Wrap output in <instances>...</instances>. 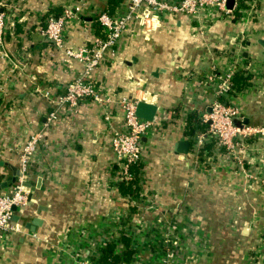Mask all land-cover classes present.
Instances as JSON below:
<instances>
[{"label":"crops","instance_id":"0c3cea01","mask_svg":"<svg viewBox=\"0 0 264 264\" xmlns=\"http://www.w3.org/2000/svg\"><path fill=\"white\" fill-rule=\"evenodd\" d=\"M128 1L0 0V180L11 166L20 169L31 134L44 133L28 164L26 203L13 215L20 230L0 243V264H81L105 242L114 217L127 218L125 261L158 264L159 241L181 231L187 264H264V142L248 143L244 155L254 180L215 144L205 145L207 159H192L194 133L186 124L218 99L235 105L243 123L264 126V0H236L235 7L233 0L231 8L225 3L229 13L204 9L198 20L169 14L150 31L131 23L92 74L107 100L81 99L47 119L54 107L45 92H63L83 69L46 39L48 17L69 8L65 46L90 47L101 34L99 13L120 15ZM235 62L230 91L219 97L206 75L226 73ZM140 100L156 106L155 129L142 137L149 186L139 188L135 178L137 192L125 194L111 138L123 124V103ZM183 139L189 147L178 154Z\"/></svg>","mask_w":264,"mask_h":264},{"label":"built area","instance_id":"2783aa9c","mask_svg":"<svg viewBox=\"0 0 264 264\" xmlns=\"http://www.w3.org/2000/svg\"><path fill=\"white\" fill-rule=\"evenodd\" d=\"M227 0H129L124 13L114 16L108 11L99 13L97 17L100 26V35L97 36L93 44L78 48H69L65 46L63 38V29L66 19L71 16V10L65 8L59 15H51L48 17L44 28V35L52 45L56 48L63 49L65 54L78 61L83 66L82 72L73 78L65 86V90L51 97L48 92H45L47 98H50L51 104L54 107L49 112L47 119L54 121L58 115V109L61 106L67 105L69 109L76 107L81 99L91 98L102 102L107 98L100 96V91L92 81L93 71L104 60L107 54L112 56L117 41L123 31L131 25L137 23L143 26V31H150L160 27L169 14H180L188 18L198 20L200 13L204 9H216L220 13H229L231 10L225 8ZM80 3H86L87 0H79ZM236 0H234L235 7ZM5 27L6 14L0 11V57L5 56ZM201 33V32H199ZM15 66V65H14ZM238 67V62L234 63L232 69L226 73H214L213 70L206 75L208 81L215 80L216 93L219 97H225L230 91L231 79ZM4 83L1 81L0 87ZM0 88V89H1ZM136 101L124 102V121L122 126L113 132L111 138V147L116 156L119 165L118 178L124 181L138 179L137 185L139 188H147L148 177L145 174L142 160V137L148 132L155 129L152 120H146L138 117L135 113ZM204 125L202 129H197L191 136L193 143L192 159H207L204 156L206 144H215L219 150L225 155L230 156L239 170L248 176L256 179L254 173L252 176L249 171H245L243 161L244 155H248L249 147L246 139L248 136L256 133L264 134V126H253L246 123H238L242 121L239 110L235 105L215 99L210 104V111L204 112L199 118ZM44 133L38 131L31 134V137L24 143L20 152V171L21 175L17 177L14 184L0 191V243L5 240L8 232H18L20 229L16 224H13L14 211L13 206H22L26 203L27 189L24 186L32 155L38 148L39 143L43 140ZM242 153L240 157L239 154ZM139 165L136 172L130 171L131 165ZM197 166V165H196ZM250 173V174H249ZM264 185V180H261ZM115 219V221L113 220ZM112 221L116 225L111 224L106 229V240L101 245H97L96 250L92 252L90 259L83 261L81 264H100L98 259L102 254V250L112 244L114 253L119 256L120 264H139L125 261L126 245L124 244L123 236L125 233L123 223H126L127 218L114 217ZM167 233V232H165ZM171 234V233H170ZM186 233L175 231L169 236L164 235L162 244L163 253L159 255L158 264H187L185 261L186 253L183 248V243L187 241ZM135 236L131 237L134 239ZM134 255V252H133ZM132 255V257H133ZM113 264V263H109Z\"/></svg>","mask_w":264,"mask_h":264},{"label":"water","instance_id":"95a60500","mask_svg":"<svg viewBox=\"0 0 264 264\" xmlns=\"http://www.w3.org/2000/svg\"><path fill=\"white\" fill-rule=\"evenodd\" d=\"M233 4V0H227L226 1V7L231 8ZM135 113L138 117L144 118L146 120L151 121L156 113V106L154 104L145 102V101H137L136 107H135ZM189 147V141L187 140H178L175 144V152L178 154H185L187 153ZM1 165H3V162H0ZM11 174L8 175L5 179L0 180V191L10 187L12 184L15 183L17 177L21 175L20 169H17L16 167H10ZM24 186H29V183L27 181H24ZM13 211H16V206L12 207ZM15 217L13 216L12 219ZM39 223L38 219L35 218L32 221V224Z\"/></svg>","mask_w":264,"mask_h":264},{"label":"trees","instance_id":"16d2710c","mask_svg":"<svg viewBox=\"0 0 264 264\" xmlns=\"http://www.w3.org/2000/svg\"><path fill=\"white\" fill-rule=\"evenodd\" d=\"M100 27V26H99ZM100 29V28H99ZM100 30H98V33ZM189 121L186 123L188 127L189 134L196 132L197 129H202L204 125L200 122V119L195 116L194 113L190 115V118L188 119ZM139 165H131L130 166V171L131 172H136L138 169ZM119 189L124 192L125 194H134L137 192L138 188L135 185V179L125 182L122 181L119 185ZM114 246L112 244L108 245L105 249L102 250V254L100 258L98 259L100 264H118L119 261V256L114 253ZM132 252V251H130ZM128 250V253L131 254ZM127 259V258H125Z\"/></svg>","mask_w":264,"mask_h":264},{"label":"rangeland","instance_id":"374dc122","mask_svg":"<svg viewBox=\"0 0 264 264\" xmlns=\"http://www.w3.org/2000/svg\"><path fill=\"white\" fill-rule=\"evenodd\" d=\"M243 123L242 121H238V123ZM253 126H259V125H254V124H249ZM262 127V126H260ZM249 138L246 139L247 144L248 143H256V142H264V134L263 133H256L254 135L248 136ZM261 148L257 147V149H253L254 153H259ZM239 156H242V153L239 154ZM259 200V199H258ZM261 200V199H260ZM264 205V204H263ZM260 233V232H259Z\"/></svg>","mask_w":264,"mask_h":264}]
</instances>
